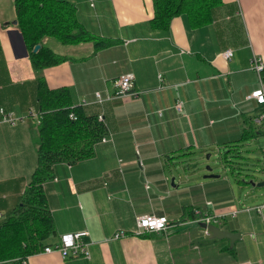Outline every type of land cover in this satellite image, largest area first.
Listing matches in <instances>:
<instances>
[{"label":"crops","instance_id":"obj_1","mask_svg":"<svg viewBox=\"0 0 264 264\" xmlns=\"http://www.w3.org/2000/svg\"><path fill=\"white\" fill-rule=\"evenodd\" d=\"M66 1L89 32L111 43L96 49L93 41L44 37L40 44L65 60L39 72L14 23V0H0V111L21 118L10 123L0 113V224L21 203L36 167L40 75L50 88L66 87L74 105L107 127L93 156L55 163L43 184L56 230L48 245L84 230L89 257L41 250L27 264H264V210L255 208L264 200V186L255 183L264 178L186 182L180 174L204 172L205 155L238 138L240 169L257 166L247 156L262 151L264 121H254L261 108L248 96L264 88L251 68L253 57L264 62V0H221L209 23L192 26L181 14L167 30L151 27L152 0ZM127 72L137 95L116 97L113 81ZM194 208L237 233L232 244L205 233ZM144 214L171 224L136 235ZM121 230L126 235L114 238Z\"/></svg>","mask_w":264,"mask_h":264},{"label":"trees","instance_id":"obj_2","mask_svg":"<svg viewBox=\"0 0 264 264\" xmlns=\"http://www.w3.org/2000/svg\"><path fill=\"white\" fill-rule=\"evenodd\" d=\"M220 3L221 0H152L154 15L149 23L152 28L167 30L173 17L185 14L192 26H202L211 21L212 9ZM14 6L17 26L35 71L65 60L40 44L44 37H54L63 44L93 41L96 49L111 43L89 32L77 19L73 4L66 0H14ZM37 44L40 47L33 51ZM261 78L264 81V68ZM36 99V167L21 203L0 224V264H27L29 255L43 250L49 238L56 236L52 215L46 207L44 182L51 177L55 163H72L93 156L94 145L107 135L103 120L74 105L66 87L50 88L41 75ZM247 120L250 122V118ZM248 126L255 128L251 122ZM240 141L244 139L238 138L229 146H240Z\"/></svg>","mask_w":264,"mask_h":264},{"label":"built area","instance_id":"obj_3","mask_svg":"<svg viewBox=\"0 0 264 264\" xmlns=\"http://www.w3.org/2000/svg\"><path fill=\"white\" fill-rule=\"evenodd\" d=\"M224 57L229 58L232 55L231 50H226L224 52ZM251 68L255 70L260 77V80L262 82L261 78V72L264 68V62L261 57H253L251 61ZM134 74L131 72H127L124 74H121L115 80L113 81L116 90L114 92V96L116 97H123L126 95H137V91L134 87ZM97 98H99V94H96ZM249 99H253L256 104L260 105L261 111L260 113L254 117V121L259 124L262 121H264V88L263 84L261 83V86L259 88H256L251 91V93L248 96ZM2 118L4 121L15 123L18 120H21V118L13 117L10 114L4 113L3 110L0 111ZM29 115H33V113L30 111ZM72 116V115H71ZM37 117V115H36ZM256 210L261 213L264 210V200L262 203L258 204L256 207ZM236 209L232 208L230 213L234 215L236 213ZM193 213L195 216V221L198 223H205L208 224H214L217 221V215L215 213L211 212H205L201 211L198 208L193 209ZM264 221V219H263ZM171 222L165 215H154V214H144L140 215L136 219V230L134 231V234L140 235L143 232H152V231H163L168 226H170ZM205 233L209 234L208 228H205ZM88 235L87 231H77L73 233H66L59 236V239L56 243L47 245L43 248L42 252H53L57 251L59 252L63 257L66 256H84L89 257V252L87 250V242L84 240V238ZM126 232L124 231H117L113 234L114 238H119L122 236H125Z\"/></svg>","mask_w":264,"mask_h":264},{"label":"rangeland","instance_id":"obj_4","mask_svg":"<svg viewBox=\"0 0 264 264\" xmlns=\"http://www.w3.org/2000/svg\"><path fill=\"white\" fill-rule=\"evenodd\" d=\"M257 139L259 141V145L262 151H259L255 155L247 156V159L250 163L257 165L255 166V169L253 168V170L252 169L241 170L240 167H245V166L239 164L240 161L238 159L245 157L241 154L243 147L229 146L230 148H227V150H221V152H218L217 150L216 152H214V150H212L210 151V155L208 154L205 155L208 159L205 158L206 164L203 165L204 172L202 173L196 172V175H194L192 174V172L189 171H180L182 179L185 180L186 182H191L194 179L200 180L202 179V177L211 181L220 180L222 178V179H226L228 182H232L233 184H235V182H237V179L238 180L245 178L248 179L246 173L254 174V177L256 179L264 178V137L260 136ZM206 166H210L211 171H207ZM173 172H176V170H173ZM209 172L219 174V177L217 178L204 177V175ZM175 175L176 174H174V176ZM0 220L2 221L3 219ZM50 239L51 238H49V240Z\"/></svg>","mask_w":264,"mask_h":264},{"label":"water","instance_id":"obj_5","mask_svg":"<svg viewBox=\"0 0 264 264\" xmlns=\"http://www.w3.org/2000/svg\"><path fill=\"white\" fill-rule=\"evenodd\" d=\"M14 23H16V21H14ZM23 44H24V41H23ZM39 47H40L39 44L35 45L33 51H36ZM206 170L207 171H211L210 166H206ZM204 177H207V178H217V177H219V174H215V173H210L209 172V173L205 174ZM142 181H144V180L142 179ZM255 185L256 186H264V180H261V181L256 182ZM199 225L201 227L208 228V230L212 233V235L214 237H217V238L226 237V238H228L230 240V244H232L235 235H237V233H231V232H228L226 230H223V229L219 228L215 224H208V225H206L205 223H199Z\"/></svg>","mask_w":264,"mask_h":264}]
</instances>
